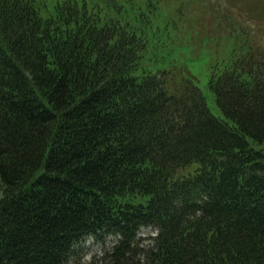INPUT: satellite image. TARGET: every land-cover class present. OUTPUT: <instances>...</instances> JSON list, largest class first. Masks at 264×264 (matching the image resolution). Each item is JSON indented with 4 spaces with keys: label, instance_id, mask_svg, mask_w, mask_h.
<instances>
[{
    "label": "trees",
    "instance_id": "obj_1",
    "mask_svg": "<svg viewBox=\"0 0 264 264\" xmlns=\"http://www.w3.org/2000/svg\"><path fill=\"white\" fill-rule=\"evenodd\" d=\"M162 1L0 0V264H264V49L209 50L216 117Z\"/></svg>",
    "mask_w": 264,
    "mask_h": 264
},
{
    "label": "rangeland",
    "instance_id": "obj_2",
    "mask_svg": "<svg viewBox=\"0 0 264 264\" xmlns=\"http://www.w3.org/2000/svg\"><path fill=\"white\" fill-rule=\"evenodd\" d=\"M123 3L129 0H114ZM137 5L139 4V0ZM126 5V4H124ZM161 17H174L175 10L180 9L181 19L178 22L183 26V32L175 35L176 44L186 42L198 47L189 50L192 55L184 62L188 73L195 76L197 84L206 98L207 106L214 116L220 112L214 102L212 93L208 90L207 82L210 76L209 63L213 61L214 53L228 52L229 44L226 40L230 30L243 33L253 45L264 49V0H177L157 5ZM191 37L187 40L186 37ZM211 37L213 41L205 45L202 37ZM201 37V38H199ZM241 41V37L239 39ZM175 45V44H173ZM208 49H206V48ZM154 234L147 228L141 229L138 237L143 239L141 244L149 243V237ZM113 244L112 239L104 241L84 240L77 251L78 264L87 263L94 255L101 256V252Z\"/></svg>",
    "mask_w": 264,
    "mask_h": 264
}]
</instances>
